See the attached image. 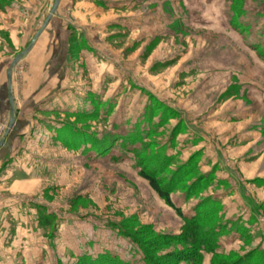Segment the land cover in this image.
I'll return each instance as SVG.
<instances>
[{"label":"rangeland","instance_id":"1","mask_svg":"<svg viewBox=\"0 0 264 264\" xmlns=\"http://www.w3.org/2000/svg\"><path fill=\"white\" fill-rule=\"evenodd\" d=\"M53 3L0 0V139ZM11 94L0 264H146L126 231L164 261L199 211L201 264H264V0H60ZM161 155L184 217L140 174Z\"/></svg>","mask_w":264,"mask_h":264},{"label":"trees","instance_id":"2","mask_svg":"<svg viewBox=\"0 0 264 264\" xmlns=\"http://www.w3.org/2000/svg\"><path fill=\"white\" fill-rule=\"evenodd\" d=\"M166 161L167 158H165L164 155H161V157L159 156L158 158H154L152 163L153 167H151L150 169L148 168V166H144V169L141 171L140 174L143 178H145L149 182L152 189L155 192H157L160 197L166 200L168 205L173 207L179 214L183 215L181 211L178 209V207L175 205V203L173 202L171 198V194L177 188L176 186L177 182H175V180L185 176L186 171H184V169H180V171L175 173V175L173 174L174 172H172V175H174L172 176L173 177L172 180L168 176L161 177L160 173L163 171ZM200 218H201V212L199 211L197 217H195L192 220H188L193 224L195 223L194 234H193L195 243L193 245V249L189 251L174 253L164 261L158 260L156 257H153L150 250H147L145 248V245L137 238H135L133 235H131L128 231L123 232V234L131 236L133 239L136 240V242L138 243V247L142 250L144 254L143 259L146 264H181L182 262H190L191 264H201V261L203 259L202 251H208L214 253V251L218 247V241L214 240L215 238L213 236L219 237L220 233L218 232L219 230H217L216 227L208 231L203 230L200 223L201 221H199ZM253 251L252 253H249L247 255L250 257V260H252V256L255 253ZM78 264H131V263L121 258L115 257L109 252H105L104 254L98 255L96 258L87 254L81 255L78 257ZM231 264H250V262L244 261V258L242 259L240 258Z\"/></svg>","mask_w":264,"mask_h":264},{"label":"water","instance_id":"3","mask_svg":"<svg viewBox=\"0 0 264 264\" xmlns=\"http://www.w3.org/2000/svg\"><path fill=\"white\" fill-rule=\"evenodd\" d=\"M60 0H54L53 6L50 10V13L46 19V21L44 22V24L42 25L41 29L37 32V34L35 35L34 39L32 40V42L30 43V45L23 51L21 52L12 62V64L10 65L8 72H7V77H8V83H9V91H10V103H11V114H10V119H9V124L7 127V130L4 134V136L0 139V147L5 143L8 135L10 134L13 126H14V111L12 108L13 105V97L11 94V83H12V71L13 68L15 67V65L30 51V49L33 47L35 41L37 40V38L41 35V33L46 29L47 25L49 24V22L51 21V19L53 18V15L55 14L57 7L59 5Z\"/></svg>","mask_w":264,"mask_h":264}]
</instances>
